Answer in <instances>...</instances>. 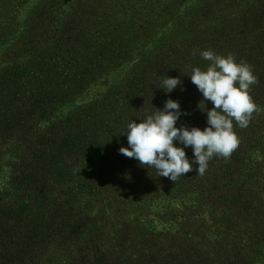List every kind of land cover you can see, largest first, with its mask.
<instances>
[{"label":"rangeland","instance_id":"374dc122","mask_svg":"<svg viewBox=\"0 0 264 264\" xmlns=\"http://www.w3.org/2000/svg\"><path fill=\"white\" fill-rule=\"evenodd\" d=\"M135 1L139 9L127 15L128 10L125 17L136 21L139 16L145 31L157 25L162 15L157 4ZM185 1L179 2L173 20L189 18L192 6ZM162 30L147 39L146 31L135 45L147 50L151 41L165 35ZM233 30L228 25L220 28L218 46L206 51V67L212 62L207 85L202 86L192 70L185 74L180 91L168 90L169 103L160 106L158 102L143 121L117 112L115 116L127 117L122 127L116 128L119 122L110 120L94 122L95 135L83 138L77 149L61 159L69 168L55 163L48 169L32 159L18 160L24 148L11 144L13 138L28 144L41 131V124L24 134L20 127L15 128L18 131H13V137L5 139L0 132L4 143L0 165H5L0 169V208L8 206L10 217H15L0 219V242L17 248L14 254L33 256L34 264H153V259L155 264H167V252L190 263L220 264L224 255L237 252L230 249L237 237L243 249L249 248L246 236L264 234V102L238 90V64L232 63V55L244 44H238ZM225 33L234 34L227 38ZM239 52L248 53L246 49ZM135 61L139 60L132 56L126 66L111 74L90 71L92 80H86L73 104L85 107L102 102L105 94L115 90L116 78ZM190 83H194L191 89L184 91ZM258 97L264 100V91ZM0 99L5 118L18 113L12 110L6 93ZM62 112L61 116L55 114L56 121L72 115ZM97 112L107 116L105 108ZM40 114L41 110H35L24 116L33 123L40 122ZM111 130L118 142L105 141ZM156 133L161 138L151 142ZM8 145L11 150H4ZM166 172L188 175L192 180L169 187L162 183ZM229 180L234 187H229ZM8 193L10 197L23 194V212L16 211L20 199L17 206L3 199Z\"/></svg>","mask_w":264,"mask_h":264},{"label":"trees","instance_id":"16d2710c","mask_svg":"<svg viewBox=\"0 0 264 264\" xmlns=\"http://www.w3.org/2000/svg\"><path fill=\"white\" fill-rule=\"evenodd\" d=\"M180 1L184 0H153L162 15L157 25L146 29V39L153 38L160 28L165 35L155 38L150 47L143 50L135 45L145 38L146 33L143 24L138 22L139 16L136 21L125 17L128 10L127 15L139 9L135 0H0V96L6 93L12 110L17 109L18 112L5 118L6 110L0 111V132L6 135H1V138L13 137V131L18 127L24 134L32 126H42L35 140L28 144L26 140L13 138L11 144L24 148L18 160L32 159L35 165L48 169L55 163L69 168L61 159L67 158L71 149H77L83 138L95 135L96 129H92L94 122L110 120L114 124L119 122L116 128L122 127L127 117H117V112L143 121L144 116L147 118L152 114L153 106L158 102L160 106L169 103L172 98L168 90L180 91L185 74L192 70L195 76H199L202 86L207 85L208 65L212 62H208L206 67V51L218 46L219 30L227 25L236 32L238 44H244L241 49L248 51L240 53L239 49L232 55V63L238 64V90L252 94L253 100L263 103L264 100L258 96L259 91H264V0H186L192 6L189 8L191 13L187 15L189 18L173 20ZM136 22L137 29L133 26ZM233 34L225 33V36L230 38ZM132 56L139 60L138 63L135 61L126 67L120 79L116 78L115 90L105 94L102 102H91L85 107L73 104L78 91L86 80L91 79L90 71L97 75L111 74L115 69H121ZM244 74L248 77H243ZM193 84L184 86V91L190 90ZM21 107L26 109H19ZM104 108L107 112L105 117L97 112ZM35 110L43 112L39 115L40 122L30 123L32 120L24 114ZM62 110L72 115L56 121L55 114L61 116ZM110 133L105 141L118 142L117 134L112 130ZM160 138L156 133L150 141ZM3 145L0 142V147ZM11 148L12 145H8L4 150ZM0 166L1 169L5 165ZM189 178L188 175L166 172L162 183L181 187ZM56 184L60 185L59 180ZM234 186L235 183L229 180V187ZM8 194L3 199H8L14 206L20 199L21 204L16 211L23 212L26 209L23 194L12 197ZM8 209V206L0 208V219L14 220ZM234 228L232 230L236 232ZM246 237L250 247L243 249L244 244L237 237L230 244V249L237 252L232 256L224 255L220 264L229 258L230 264H255V261L264 264V234ZM2 242L0 264L35 263L33 256L14 254L18 249ZM166 255L170 258L167 264H205L197 260L190 263V260L169 252ZM47 261L55 262L51 258Z\"/></svg>","mask_w":264,"mask_h":264}]
</instances>
